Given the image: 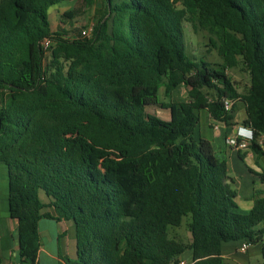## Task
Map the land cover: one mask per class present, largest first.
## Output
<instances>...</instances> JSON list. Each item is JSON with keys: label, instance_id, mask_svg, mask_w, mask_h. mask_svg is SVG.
Returning a JSON list of instances; mask_svg holds the SVG:
<instances>
[{"label": "trees", "instance_id": "16d2710c", "mask_svg": "<svg viewBox=\"0 0 264 264\" xmlns=\"http://www.w3.org/2000/svg\"><path fill=\"white\" fill-rule=\"evenodd\" d=\"M64 1L0 0V163L18 263L37 264L48 218L73 224L64 264H178L186 250L189 264H223V244L244 240L264 264V191L239 211L226 162L195 134L200 110L231 125L240 101L247 148L264 156V0H103L89 37L52 30L48 9ZM184 21L219 62L186 53ZM240 63L243 93L227 73ZM180 84L187 99L171 101ZM186 215L183 242L168 226Z\"/></svg>", "mask_w": 264, "mask_h": 264}, {"label": "crops", "instance_id": "0c3cea01", "mask_svg": "<svg viewBox=\"0 0 264 264\" xmlns=\"http://www.w3.org/2000/svg\"><path fill=\"white\" fill-rule=\"evenodd\" d=\"M60 5L61 3L52 6V8L50 7L51 10L50 8L48 9L49 18L52 13V9H55ZM64 11H66V9ZM177 87H179V85ZM177 87L175 89H177ZM175 89L171 92V101L187 99L173 98V92ZM235 104V112L231 125H225L222 122L214 121L208 114V126L210 130L205 128V130L202 131L200 125L198 124L195 129V134L208 139L213 146L216 156L226 162L228 179L231 182L232 188L236 190L235 201L237 203L238 210L241 212H246L252 206L253 197L255 196L256 192L264 191V180H261L260 178V174H264V156L256 155L248 148L238 150L226 144V139L229 136L234 135L236 131L246 133V131L242 129V126L244 125L241 123L242 119L245 117L244 106L240 101H237ZM153 113L163 119L170 118V112L166 108H160ZM240 154H243V156L240 157ZM43 219L48 218H42L39 220L38 229L40 237L42 232L44 234L47 233L48 228V224H46L44 229L41 231L40 223ZM48 220L55 221L57 227H59V225L62 223H69V221L66 220ZM16 224V219L10 218L8 214L4 218L0 219V264H19L17 260V243L15 238ZM57 234L58 241L60 237H67L66 230H59L57 231ZM239 245L240 242L238 241H228L223 244L221 254L223 258V264H262L263 259L259 244H251L245 251H240L238 249ZM41 252L45 253L47 258L54 259L48 261H51L54 264H64L63 258H74L75 242L74 250L70 251V249L67 247L65 253L62 254H60L58 251L55 253L53 251L47 250L46 248H43L41 244L38 253L37 264H48L47 260H40L39 255ZM69 252L72 253L73 257H69ZM190 256L191 252L186 250L180 255V260L182 259L190 263Z\"/></svg>", "mask_w": 264, "mask_h": 264}, {"label": "rangeland", "instance_id": "374dc122", "mask_svg": "<svg viewBox=\"0 0 264 264\" xmlns=\"http://www.w3.org/2000/svg\"><path fill=\"white\" fill-rule=\"evenodd\" d=\"M103 0H96L95 3L86 7L79 0H67L61 2L59 7L52 9V13L50 15V23L53 30H63L66 33L73 34L75 29L83 28L90 23H95L102 13L103 10ZM52 8V7H51ZM50 8V10H51ZM66 9L72 10L74 9V14L72 17H61V12ZM184 36H185V45H186V53L190 54L192 57H204L208 61L215 63L220 61V57L217 55V50L213 48L209 42L208 34L206 31L199 30L194 32L190 23L184 21ZM228 75L234 81L237 90L241 93L246 91V88L249 84V75L244 67L240 64L229 68L227 70ZM163 89L160 88L158 92V98L160 101H166L169 98H166L163 95ZM173 98H187V88L184 85H179L177 89L173 92ZM160 109L158 106H147V110L149 112H154ZM199 125L202 131L210 130L208 126V112L205 109L199 111ZM39 197L46 201L48 198L44 194L42 190L39 191ZM7 175L5 166L0 163V219L4 218L8 214V206H7ZM189 220V216L186 215L182 219V223L180 226H168L169 235L175 237L183 242H187L189 240V231L186 227V222ZM48 224L47 233H41V244L43 248L47 250L53 251L56 253L58 251L60 254L65 253V251L70 249V251L74 250V228L71 221L68 224L62 223L57 227L55 221H50L48 219H43L40 223L41 231ZM66 230L67 237H60L59 241L57 239L58 234L57 231ZM17 249V248H16ZM73 257L72 253H68ZM40 260H54L47 258L45 253L41 252L39 255ZM42 262V261H41ZM43 263V262H42ZM48 264H54L51 261H48Z\"/></svg>", "mask_w": 264, "mask_h": 264}, {"label": "built area", "instance_id": "2783aa9c", "mask_svg": "<svg viewBox=\"0 0 264 264\" xmlns=\"http://www.w3.org/2000/svg\"><path fill=\"white\" fill-rule=\"evenodd\" d=\"M93 27H94V24L90 23L87 26L81 28L80 29L81 35L89 37L92 34ZM50 44L51 42L48 37H44L41 40V46L45 53L48 52ZM223 103H224L225 110H228L230 109L232 105V100L224 99ZM242 129L246 131V133H243L241 131H236L234 135H231L226 139V144L238 150L246 149L248 147L250 140L253 138V131L250 127H247V126H242ZM261 140L262 138L261 136H259L258 141H261ZM250 245L251 243L249 241L244 240L240 243L238 249L240 251H245ZM178 264H189V263L181 259L179 260Z\"/></svg>", "mask_w": 264, "mask_h": 264}]
</instances>
